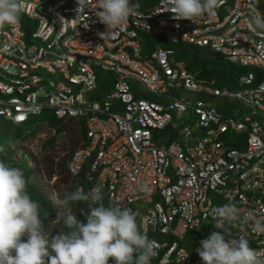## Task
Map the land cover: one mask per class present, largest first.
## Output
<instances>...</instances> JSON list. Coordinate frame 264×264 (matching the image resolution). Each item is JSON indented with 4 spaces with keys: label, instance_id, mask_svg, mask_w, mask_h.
Listing matches in <instances>:
<instances>
[{
    "label": "built area",
    "instance_id": "obj_1",
    "mask_svg": "<svg viewBox=\"0 0 264 264\" xmlns=\"http://www.w3.org/2000/svg\"><path fill=\"white\" fill-rule=\"evenodd\" d=\"M22 3L37 27L30 31L21 17L0 25V118L23 125L49 111L81 120L85 142L68 161L75 185L114 207L141 203L139 228L156 244L151 264H203L196 249L220 231L211 213L225 204L251 213L231 238L264 255V234L252 229L264 223V32L249 28L254 12L264 14L262 0H218L197 24L174 20L170 0H157L104 37L106 26L93 11L78 13L77 0ZM147 37L155 39L148 53ZM162 41L206 47L246 68L240 87L201 81ZM98 71L113 75L102 99ZM213 97L238 105L227 112ZM169 128L180 136L170 140ZM13 147L34 166L26 148ZM203 227L206 236L190 244L187 236Z\"/></svg>",
    "mask_w": 264,
    "mask_h": 264
},
{
    "label": "clouds",
    "instance_id": "obj_2",
    "mask_svg": "<svg viewBox=\"0 0 264 264\" xmlns=\"http://www.w3.org/2000/svg\"><path fill=\"white\" fill-rule=\"evenodd\" d=\"M217 4L218 0H170L169 11L174 20L197 24L201 16L214 15ZM23 7L22 0H0V25H16ZM86 10L93 11L98 22L106 26V33L100 34L104 37L134 16L136 5L132 0H95L93 7L90 0H77V12ZM249 28L254 33L264 32V14L254 12ZM184 96L209 99L189 92ZM215 98L228 100L213 97V102ZM89 200L98 203L82 212V221L68 206ZM54 203L60 206L57 219H63L66 231L49 237L40 205L27 191L24 171L0 159V264H151L157 255L155 242L140 230L135 213L119 206H105L96 189L89 193L76 189ZM211 215L220 231L202 240V247L196 249L203 264H264V255L250 247L246 238L230 236L237 224L251 218V213L241 217L235 206L225 204ZM252 229L257 235L264 234V223L256 220Z\"/></svg>",
    "mask_w": 264,
    "mask_h": 264
},
{
    "label": "trees",
    "instance_id": "obj_3",
    "mask_svg": "<svg viewBox=\"0 0 264 264\" xmlns=\"http://www.w3.org/2000/svg\"><path fill=\"white\" fill-rule=\"evenodd\" d=\"M157 0H143L145 6L151 7ZM141 4H139L140 6ZM264 8V0H262ZM155 41L149 40L146 43L145 50L151 52L155 47ZM163 46L173 47L177 51V55L188 62L189 69L196 72L198 79L205 82H212L215 80L219 87L223 88H239V76L245 72L246 68L237 64H232L227 61L222 55L214 52L206 47H196L186 42H180L176 45L167 44L162 41ZM247 71V70H246ZM98 86L99 90L97 95L99 99L112 90L113 75L111 73H104L98 71ZM221 110L231 112L236 103H231L228 100L215 98ZM44 116L46 118V125L40 126L41 132L38 137L44 135L41 142L37 145L36 151H30L31 157L34 161V166H28L27 162L19 158L16 154L15 148H28L31 147L32 138L26 141V137L20 132L21 128L26 126L15 125L16 129L11 130V122L0 118V159H4L11 166L18 167L24 171L27 180V191L31 198L37 201L40 205L41 218L44 221L46 234L49 236L53 234L55 228L59 225L62 227L63 232L66 228L63 224V219H57V210L60 206L54 203L57 200H62L66 193L77 189L74 178L68 170V161L74 152L83 146L85 142V130L81 120L78 119H65L60 120L56 118L49 111L37 116ZM35 117V118H37ZM33 119V118H32ZM34 121H38L35 120ZM39 124V123H38ZM36 124V125H38ZM55 130V132L53 131ZM160 133V132H159ZM164 134L169 133L170 140L176 137V132L172 129L163 131ZM22 143H28L24 145ZM239 145H244V140H237ZM32 148V147H31ZM46 177L49 181H55L52 185L54 194H50L41 183V177ZM88 193V189L85 191ZM55 196V198H54ZM102 202L105 206L110 205L102 195ZM98 202H80L70 204L68 207L78 219L84 221L82 212H86L90 206H97ZM135 213L138 223V213ZM139 226V225H138ZM26 239V237L22 238Z\"/></svg>",
    "mask_w": 264,
    "mask_h": 264
},
{
    "label": "rangeland",
    "instance_id": "obj_4",
    "mask_svg": "<svg viewBox=\"0 0 264 264\" xmlns=\"http://www.w3.org/2000/svg\"><path fill=\"white\" fill-rule=\"evenodd\" d=\"M132 3L134 5H136V8L139 10L146 9V7H147L143 4V0H132ZM139 4H141V5L139 6ZM21 18H22L24 24L29 25L30 31L33 32L36 29L37 25H36V22L34 20L30 19L28 16H25L24 14L21 15ZM147 39H150L153 41L155 40L154 37H151V38L147 37ZM28 41H31V39L28 38ZM246 70H245V72H243V74L246 73ZM104 73H106V72H104ZM184 92H185V94H187L186 91H184ZM236 106L237 105H235L234 107H236ZM35 117H37V116H33L32 117L33 119L31 118V120L26 124V126L22 127L21 131H20L26 137V141H30L32 138L36 137L32 141V144H31L32 148L31 147L26 148L27 150H30V151H36L37 145L41 142V140L44 137V135L38 137L39 133L41 132L40 126L46 125V123H45L46 118L44 116L37 117V118H35ZM34 119L38 120V121L35 122ZM36 124H38V125H36ZM10 128H11V130L14 131L16 129V126L11 125ZM154 134H159V131H155ZM22 144H24V143H22ZM24 145H29V144L25 143ZM55 179L56 178H54L53 181H49L48 178H46L44 176L41 177V183L43 184V187L48 192H50V194H54L53 190H52V185H53V182L55 181ZM54 198H55V196H54ZM140 205H141L140 202H138L134 205V210L136 213H138V208H140ZM60 226L61 225H59V227L57 226L55 228L53 234H50L49 237L55 236V235L59 234V232H63V230H62L63 228ZM207 233H208V227H203L200 230H195L190 235H188L187 240L191 244V242L193 241L194 238L196 240L201 239L204 236H206Z\"/></svg>",
    "mask_w": 264,
    "mask_h": 264
}]
</instances>
